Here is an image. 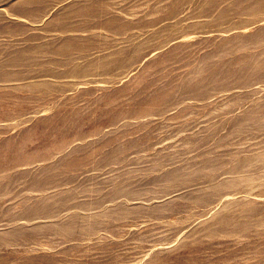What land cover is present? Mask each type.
Segmentation results:
<instances>
[{
  "label": "rangeland",
  "instance_id": "rangeland-1",
  "mask_svg": "<svg viewBox=\"0 0 264 264\" xmlns=\"http://www.w3.org/2000/svg\"><path fill=\"white\" fill-rule=\"evenodd\" d=\"M0 264H264V0H0Z\"/></svg>",
  "mask_w": 264,
  "mask_h": 264
}]
</instances>
